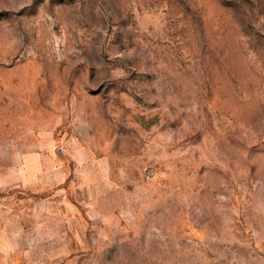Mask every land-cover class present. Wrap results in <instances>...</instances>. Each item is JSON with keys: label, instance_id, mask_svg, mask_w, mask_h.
Listing matches in <instances>:
<instances>
[{"label": "rangeland", "instance_id": "obj_1", "mask_svg": "<svg viewBox=\"0 0 264 264\" xmlns=\"http://www.w3.org/2000/svg\"><path fill=\"white\" fill-rule=\"evenodd\" d=\"M0 264H264V0H0Z\"/></svg>", "mask_w": 264, "mask_h": 264}]
</instances>
